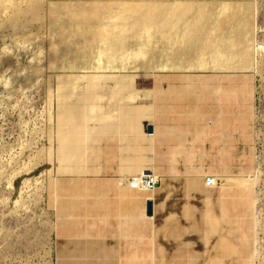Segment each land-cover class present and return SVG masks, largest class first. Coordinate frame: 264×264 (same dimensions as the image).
<instances>
[{"label": "crops", "instance_id": "0c3cea01", "mask_svg": "<svg viewBox=\"0 0 264 264\" xmlns=\"http://www.w3.org/2000/svg\"><path fill=\"white\" fill-rule=\"evenodd\" d=\"M239 75L245 78L232 83ZM152 76L153 87L146 84ZM254 78L176 70L56 77L54 167L61 175L53 177L49 202L57 216L53 264H253L255 188L208 186L206 178L256 172L254 166L235 165L234 144L220 136L228 127L248 128L250 115L242 102L253 96ZM201 87L218 100L216 122L211 105L185 97L176 101L184 90L195 93ZM74 99L83 103H63ZM234 105L240 107L235 122ZM150 171L160 175L153 192L120 180ZM71 195L82 197L70 203L80 212H68Z\"/></svg>", "mask_w": 264, "mask_h": 264}, {"label": "rangeland", "instance_id": "374dc122", "mask_svg": "<svg viewBox=\"0 0 264 264\" xmlns=\"http://www.w3.org/2000/svg\"><path fill=\"white\" fill-rule=\"evenodd\" d=\"M40 53L42 61L33 60ZM159 70L255 75L253 96L242 102L248 128L227 126L220 136L234 144L235 165L254 166L256 172L216 178L213 186L255 188L253 264H264V0H0V264L54 263L57 216L49 202L53 177L61 175L54 167L56 77ZM146 84L156 86L153 76ZM200 89L184 90L176 101L211 105L216 122L218 100ZM77 101L63 103H83ZM234 106L233 122L240 108ZM137 175L120 180L140 190L131 185ZM81 198L67 197L69 213L80 212L70 203Z\"/></svg>", "mask_w": 264, "mask_h": 264}, {"label": "built area", "instance_id": "2783aa9c", "mask_svg": "<svg viewBox=\"0 0 264 264\" xmlns=\"http://www.w3.org/2000/svg\"><path fill=\"white\" fill-rule=\"evenodd\" d=\"M145 173L140 174L138 176H135L132 179V187L138 188L140 186H143L142 188L149 190V192L154 191L160 183V176L154 177V175H152L151 171L145 172ZM206 184L208 186H212L213 185V179L211 177H207L206 178Z\"/></svg>", "mask_w": 264, "mask_h": 264}, {"label": "bare ground", "instance_id": "6f19581e", "mask_svg": "<svg viewBox=\"0 0 264 264\" xmlns=\"http://www.w3.org/2000/svg\"><path fill=\"white\" fill-rule=\"evenodd\" d=\"M100 1V0H99ZM103 3V2H102ZM81 10H83V9H81ZM57 47V46H56ZM58 48V47H57ZM6 49V48H5ZM42 55H43V53H40L39 55H35V57H34V59L33 60H36V61H38V62H41L42 61ZM46 56V55H45ZM45 56L43 57V60H44V58H45ZM32 61V60H31ZM36 61H34V62H36ZM44 62V61H43ZM42 62V63H43ZM46 62V61H45ZM47 64V63H46ZM40 65V64H39ZM48 66H49V64H48ZM35 68L37 69V67L35 66ZM39 68H41V67H39ZM35 69V70H36ZM24 70H25V68H24ZM38 71H39V69H37ZM36 70V71H37ZM27 72V71H26ZM41 72V71H40ZM28 74V73H27ZM27 76V75H26ZM10 79H12V77H10ZM151 133H153V130H152V132ZM138 176V175H137ZM154 177H156L155 175H154ZM158 177V176H157ZM212 179H213V185H215V181H216V178H214V177H211ZM132 185V184H131ZM212 185V186H213ZM143 186H140V187H138V189H140V190H145V191H149V190H147V189H143L142 188Z\"/></svg>", "mask_w": 264, "mask_h": 264}, {"label": "water", "instance_id": "95a60500", "mask_svg": "<svg viewBox=\"0 0 264 264\" xmlns=\"http://www.w3.org/2000/svg\"><path fill=\"white\" fill-rule=\"evenodd\" d=\"M148 130L152 132L153 127L151 125L148 126ZM147 214L152 215L153 214V203L151 200L147 202Z\"/></svg>", "mask_w": 264, "mask_h": 264}]
</instances>
